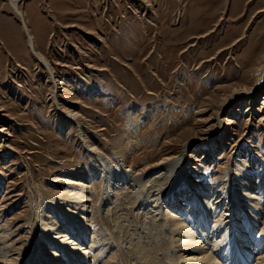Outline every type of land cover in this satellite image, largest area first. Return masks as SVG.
<instances>
[{
    "label": "rangeland",
    "instance_id": "1",
    "mask_svg": "<svg viewBox=\"0 0 264 264\" xmlns=\"http://www.w3.org/2000/svg\"><path fill=\"white\" fill-rule=\"evenodd\" d=\"M17 5L20 13L12 0H0L2 262L40 264L44 253L58 250L55 239L67 235V243L73 242L67 219L79 212L81 183L89 196L82 202L91 226L87 236L96 241L86 240V264L94 257L100 264H132L125 254L133 251L150 264L158 263L155 258L169 261L167 255L171 263L181 262L189 239L177 244L178 232L176 242L165 238L157 222L165 213L195 210L192 181L209 188L212 219L188 232L199 243L196 250L225 257L233 242L227 250L213 243L228 234L227 215L250 205L244 185L253 181L264 201V84L257 86L264 66V0H18ZM28 35L53 73L31 50ZM75 114L80 118L67 119ZM91 146L100 158L116 167L124 163L136 174L189 156V184L156 204L165 210L137 205L133 194L141 183L124 184L108 198L105 187L117 175L106 170L105 182L103 167L87 151ZM151 178L143 180L147 191L157 188L159 180ZM230 188L245 201L242 210L231 209ZM104 198L110 209L103 208ZM263 214L256 241L264 239ZM243 253L248 264L260 261L255 252Z\"/></svg>",
    "mask_w": 264,
    "mask_h": 264
},
{
    "label": "bare ground",
    "instance_id": "2",
    "mask_svg": "<svg viewBox=\"0 0 264 264\" xmlns=\"http://www.w3.org/2000/svg\"><path fill=\"white\" fill-rule=\"evenodd\" d=\"M17 1L18 0H12V6L14 7V9L18 13H20L18 10ZM28 36H29L31 50L33 52H35L34 51L35 45H34L32 36L31 35H28ZM35 54H36V52H35ZM38 58H39V61L41 63H43L44 65H46L47 69L51 73H53L52 70L47 65V63L44 61V59L41 56H38ZM257 77H258L257 86H259V87L263 86V84H264V66L260 67ZM53 94H54V99L56 100L57 92L55 91V92H53ZM237 95H239V94H237ZM77 118L78 119L80 118V116L78 114L70 115L67 117V119L69 121H73L74 119H77ZM87 151L90 154H94L96 156L95 158H97L98 165L101 168L103 167L102 170L104 173L105 182L108 178V177H106V170L108 171V169H109L111 172H114L115 175H117V178L115 180H112L110 183L107 184V187H105V192H107L105 196H108V198H110V195H112L113 192H115L119 187L123 188L121 186H123L124 184H127L129 182H132L134 184H140L141 183L142 185L139 187V189L137 188V190H135V193L134 194L132 193V194L136 197V200L138 201L137 205L138 204L142 205L140 207H143L145 210H148L149 212L159 211V208H162L165 210L164 207H158L159 205L156 206V204L158 202H160V204L163 203V201L166 200L167 195L170 196L171 192H173L175 189L180 188L183 184L188 185L189 181H190V179H189L190 173L188 171V164L191 161V159L189 158V156H188V158H186L183 155V156H178V157L171 158L168 160H164L163 162L157 164L156 166L153 165L154 167L151 168L149 171H147L143 174H136L132 170H128L126 168V166L124 165V163L119 164V166H118L119 168H118L109 158H107V157L100 158L98 156L99 154L96 152V149L93 148L92 146L88 147ZM184 153H187V149H185ZM185 175H187L188 177H185ZM151 177H154L156 180H159V181L158 182L155 181L156 183L154 185H156V187H157L155 190H151V191L148 190L147 191V188H146L143 180L147 179V181H149ZM192 182H190V186L188 188L189 189L195 188V191H193V193H194V195L197 194L199 196V197L198 196L196 197L195 202H194L195 203V206H194L195 210H193L192 212H189L187 209L186 210L181 209V211H178V212L179 213L182 212V213L177 214V215L172 214V213L171 214L165 213L164 216H160L162 218L161 222L160 221L157 222V225L161 224L160 225V226H162L161 232L163 233L165 238H168V236H172L173 241H175V239H176L175 234L178 232L179 236H180V240H177V242L175 241L177 244H179V241L181 244V242L185 238L189 239V240L188 239L187 240L190 243L187 244V246H185V248H183L184 246L182 247L183 249H185L188 252V254L183 256L181 262H173V263H171L170 255H167V259L169 261H166V262L160 258H155L156 260H158L157 264H184V263L185 264H222L221 261H223V263H225V264H248L250 257L243 253L244 250L251 253V254L255 252V255L258 256L260 259V261H258V262L256 261V264H264V239L260 238L261 240H257V241L254 240V235H255V232L257 229V225L260 224V221L258 219L260 216H262L261 214L264 213V201L259 200V198L261 196H263V194L258 193V191H257L258 185L254 184L253 181H249L248 184L246 183L244 185L243 191L248 192L246 194L245 199L249 200L250 205H247L248 207L244 208L245 210L242 211L241 214H237V212H236V215H234V214H232V215L228 214L227 215L228 219L229 218L231 219L229 226L226 230V231L229 230V232L226 236H224L222 238L221 241L218 242V239H216L213 243V245L216 244V246H215L216 248H221L222 244H225L223 249L226 248V250L228 249V246L231 242H233V245L236 247L230 245L231 248L228 249V252L225 251V252H227V254H225V257L224 256L223 257H215L213 254L211 255V254H209L208 251H205L204 248H201L200 250L199 249L196 250V247L198 246L199 243H197L196 239L194 240L192 231L188 232V230H193L196 227H197V229H199V228L201 229V228L205 227L206 224L209 222L208 218L211 216L210 218L212 219V215H211L212 204L210 201L211 195H210L209 191H207L209 188L207 186L200 184V183H196L194 181H192ZM84 190H86L85 185L81 183L80 184V193L78 194L80 196L77 199L79 202L78 206H80L79 212H77L78 214L77 213H72L73 215L69 214L70 216H68V219H67V225H68V227H67L68 232L67 233L69 235L75 236V240L73 242L67 243L68 242L67 238L69 237L67 235L65 237L60 238V239H55V240H57V243H58V246L55 247V249L57 248L58 250L57 251H53V250L49 251L48 250L47 255H46V253H44L41 256V261H39L40 264H86V262L90 263V260L88 258L89 249H88V244L86 243V240H88V239L90 240L91 238H92V240H94V235L91 236V233H90L89 236H87L91 226H89V222L86 220V217H85V209H84L85 206H82V202L84 203L86 201V199H88L87 197H89V196H87L86 193H84ZM123 190H125V189H123ZM255 190L257 193H255ZM259 191H261L260 188H259ZM103 193L104 192L102 191V194ZM118 195H116V196H118ZM227 195L229 196V198H231V201H232L231 209L234 208V209L242 210L243 207L241 205L244 204L245 201H243V203L240 202L241 200L238 197V192L234 191L230 188L229 193L226 194V196ZM178 196H184V193L179 194ZM173 198L177 199L176 196H173ZM103 200H104L103 201V208L105 209L106 207H108V200H105V198ZM181 204H183V203L181 202ZM183 205H182V207L184 208L186 206V204H183ZM173 206H175V205H173ZM136 209H138V208H136ZM119 211H120V209H119ZM226 211H229V210H226ZM196 212L197 213L202 212V213H200L199 215L198 214L196 215ZM219 212L220 211L217 209V213H216L215 217L219 214ZM135 215H136V213H135ZM102 219H103V217H102ZM242 219H244V220L242 221ZM248 219L253 221V222L249 221ZM221 220H220V223H222L223 225L219 224V227L223 228L225 226V224ZM154 224H156V223L154 222ZM157 225H156V227H158ZM160 226H159V228H161ZM193 226L195 228H193ZM207 229H206V231H207ZM211 229H212V233H213L215 231V226H214V228H211ZM216 229H218V228H216ZM55 230H60V229L58 227H56ZM63 230H64V228H63ZM202 234L204 235L205 233L201 232V236H203ZM260 235H262L264 237V223H262V226L260 227ZM203 239H204V236H203ZM205 242H206V240H205ZM184 243H186V241ZM240 244L244 245L245 247L240 248V246H238ZM90 247H92V246H90ZM179 247L180 246L176 247L178 252H179ZM200 247H202V246H200ZM252 247H254V248H252ZM138 249L140 251H142L140 248H138ZM238 249H239V253L240 252L241 253L240 254L238 253L239 256L237 255V257H236V252L238 251ZM180 251H182V250H180ZM125 255H127L128 258H131L133 260L132 264H150L149 262L146 263L141 258V255L139 253H137L136 251L130 252L129 254H125ZM228 255L230 257L229 259H227ZM212 256H214V257H212ZM157 257H159V256H157ZM32 258H34V257H32ZM96 259H97V257H94V260L91 261L92 262L91 264H96L97 263V261H95ZM97 260H99V259H97ZM30 261H31V259H30ZM219 261H220V263H218ZM3 262H2V258L0 256V264H4ZM33 262H29L28 264H33ZM97 264H100V263H97ZM151 264H154V263H151Z\"/></svg>",
    "mask_w": 264,
    "mask_h": 264
},
{
    "label": "crops",
    "instance_id": "3",
    "mask_svg": "<svg viewBox=\"0 0 264 264\" xmlns=\"http://www.w3.org/2000/svg\"><path fill=\"white\" fill-rule=\"evenodd\" d=\"M192 45H193V44H192ZM192 45H191V46H192Z\"/></svg>",
    "mask_w": 264,
    "mask_h": 264
}]
</instances>
